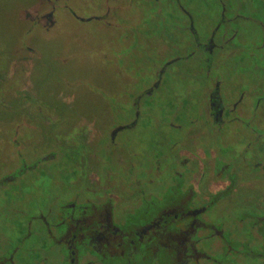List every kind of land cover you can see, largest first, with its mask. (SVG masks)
Returning <instances> with one entry per match:
<instances>
[{
  "label": "flooded vegetation",
  "instance_id": "1",
  "mask_svg": "<svg viewBox=\"0 0 264 264\" xmlns=\"http://www.w3.org/2000/svg\"><path fill=\"white\" fill-rule=\"evenodd\" d=\"M140 1V35L169 12L172 44L143 66L113 50L122 87L94 118L69 114L67 75L31 80L32 40L0 70V264H264V0H32L14 17L28 37L69 20L111 36Z\"/></svg>",
  "mask_w": 264,
  "mask_h": 264
},
{
  "label": "rangeland",
  "instance_id": "2",
  "mask_svg": "<svg viewBox=\"0 0 264 264\" xmlns=\"http://www.w3.org/2000/svg\"><path fill=\"white\" fill-rule=\"evenodd\" d=\"M31 1L0 0V70L5 72L12 49H18L27 40H32L41 53V58L36 63L39 70L42 68V71H40V75H38L39 71L33 73L32 77L34 79L31 78V80H37L41 77L45 86H48L54 92L64 87L65 84L62 83L64 75H67L66 79L71 78L70 81L68 80L70 84L67 85L66 83L67 89L69 86V91L73 94L74 110L69 113L71 116L94 118V116L107 109L106 98L109 94L118 91L122 87V84L118 83L114 77L115 70L108 69L107 66L108 60L109 63L114 59L120 61L116 58L118 56L116 51L115 57H109L113 50L119 49V52H126L130 51V48L135 45L134 52L131 51L128 55H123L122 60L124 59L126 63L135 61L136 65L139 66L141 63V66H143L144 60L142 61L141 55H143V58L144 55L158 57V52H162L165 45L169 47L172 44L164 36V33L168 32L171 26L168 18L169 12L162 13L160 18H165V20L161 21V24L160 22L155 25L148 23L145 26L143 32H147V36L140 35L139 20L141 18L147 20L149 14L154 13V8L142 4L141 1L123 15L129 20L126 32L116 30L111 32L110 36L109 33L105 32L104 34L100 29L94 27L95 24L93 23L69 20L66 25H62L58 31L49 34V36L44 37L37 34L35 37H28L21 33L22 27L16 22L14 16L17 9L20 8L19 6L29 4ZM80 15L86 16L87 14L80 13ZM121 34L126 35L129 41L133 43L127 49H125L124 44L117 41ZM107 35L111 40L108 39ZM168 38H171L170 35H168ZM129 41L127 40V42ZM105 55L109 59L105 58ZM172 55L168 52L164 53V60L170 59ZM61 59L65 62L62 67L59 62ZM43 91L44 88H41L40 92ZM5 102L7 103V101ZM4 148V143L0 142V165L2 159L7 155ZM32 156L33 154H30V158ZM6 215H8L7 211L4 212V216ZM5 233L8 236L6 231Z\"/></svg>",
  "mask_w": 264,
  "mask_h": 264
}]
</instances>
